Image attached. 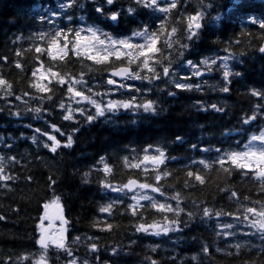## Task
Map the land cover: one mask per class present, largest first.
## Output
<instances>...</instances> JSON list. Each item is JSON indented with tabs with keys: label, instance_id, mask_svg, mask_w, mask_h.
<instances>
[{
	"label": "trees",
	"instance_id": "16d2710c",
	"mask_svg": "<svg viewBox=\"0 0 264 264\" xmlns=\"http://www.w3.org/2000/svg\"><path fill=\"white\" fill-rule=\"evenodd\" d=\"M81 2L87 3V0ZM127 2L128 0H117L118 5H126ZM190 2L195 7L197 0ZM58 3L59 0H0V57H7V61L0 59V78L11 85L16 95L25 90L40 95L29 87L34 80L32 72L36 67L49 70V65L53 66L50 70L66 74L68 80H79L81 74L86 81L93 77H103L104 87H108L106 79L112 69L107 66L72 56L70 52L63 60L52 61L48 56L46 42L39 38V32L47 30L49 26L37 24L29 15L35 10L56 7ZM224 3L225 0H214V15L220 12ZM72 11L77 15L82 14L79 9ZM248 15L258 20L264 19V4L239 0L233 12L222 18L220 25L212 26V31L217 35L206 34L202 42L198 43L201 54L209 55L208 49L219 50L224 47L222 43H213L214 40H224L231 36L242 42L232 46L233 55L239 57V62L231 59L229 71H240L241 76L231 77L230 93L213 91L208 85L204 86V92L179 91L169 85L174 92L172 96H168L167 91L156 89L147 94L148 98L157 103L155 114H146L140 110L134 115L131 111L120 110L107 123L100 119L91 124L85 121L72 125L63 122L57 115L56 122L79 129L74 134L75 143L70 149L58 150L57 154L42 150L45 154L37 159L34 146L29 154V144H19L18 151L24 155L23 163L16 165L10 173L6 172L19 179L0 181V185L6 184L0 187V215L6 217V220L0 221V264L8 257L12 258V264H33L42 252L46 264H62L61 258L66 257L65 253L53 245H49L47 250H41L33 239L38 236L35 224L40 215L45 213L42 205H51L53 200L58 201L64 218L69 222L66 225L65 243L72 247L81 264L85 260L90 264H98L97 256L99 264H144L146 257L156 259L158 264H170V257L176 258V264H264V243L259 235L253 238L254 243L248 242L246 238L234 240L233 243H241L242 248L229 249L221 238L214 236L212 227L201 223L199 216L192 219L189 229H185L182 234H170V239L140 234L141 239L136 244H130L129 241L138 234L132 227L134 218L125 214L127 205L117 203L111 215L98 212L99 206L114 196L132 203L129 199L131 194L125 196L109 192L102 196L99 188L101 179L121 186L128 179H136L139 183H156L155 174L164 171L169 175H162L161 185L169 195L173 191L179 192L183 197L182 204L186 203L188 207H192L193 202L205 201L210 205L215 204L217 208L234 210L237 207L235 198L229 199L228 194L219 191L221 188L234 189L239 193L241 201L248 196V203L253 200L264 203V183L260 177L254 171L235 169L230 164L221 166L215 161L214 151L221 146L225 149L231 147L232 150H243L250 138L264 129V100L258 101L257 97L251 95L253 90L264 92V56L257 50V45L264 43V38L257 26L247 23ZM135 26L129 19L121 18L120 28L128 29L129 34ZM17 36L22 38L17 41ZM36 46L45 51L36 53ZM17 52L21 55L17 56ZM241 52L243 55H240ZM200 58L201 55L195 56L196 60ZM17 61L22 64L21 69L15 67ZM100 69L105 70L101 72ZM217 82L223 83L222 70L213 74L208 81L209 84ZM129 84L140 86V81H129ZM61 87L64 92L57 91L54 99L57 103H68L66 85H55L57 90ZM76 87L79 88L80 85ZM164 87V84L160 85V88ZM99 91L103 92L104 88ZM4 94V86H0V96ZM94 98L100 100L99 96ZM8 101L21 109L25 107L15 101L14 96L8 97ZM198 101L204 102V109L198 108ZM210 103H217L225 110L214 111L207 107ZM0 107L5 108L0 113V136L5 139L9 136L15 138L21 132L31 135L30 130L23 128L21 122L9 119L8 106L2 100ZM56 110L59 111L58 108ZM254 113L256 118L250 122V126L242 125V118ZM177 137L180 139L177 140ZM235 138L237 139L234 140ZM193 145L195 147H191ZM201 147L209 150L201 152ZM145 149L165 152L164 163L156 168L144 165L137 169L128 167L127 165L142 159L146 154ZM200 160L210 166L205 168ZM105 164L110 169L107 176L103 172ZM7 166H10V162L6 161ZM224 167H228L229 172H225ZM188 171H193L194 175L188 177ZM85 172H88L87 178L84 177ZM196 174L201 176L203 184L195 180ZM27 176H31L32 180H27ZM185 181L191 187L185 188ZM259 206L260 203H257L256 207ZM140 211L146 219L151 220L153 213L150 208H142ZM102 222L111 223L112 230L100 232L93 227L94 223H100L102 227ZM89 234L98 236L99 240H87ZM76 236H80L81 240L73 243ZM92 242L100 245L98 253H89L87 244ZM205 242L211 246V252L207 255L201 249ZM153 245H158L157 252L151 251ZM110 247H117L122 251L119 255H110L105 250ZM217 248L221 250L217 251ZM20 256H27L28 259L21 262L17 259ZM193 256L196 257L195 260L192 259Z\"/></svg>",
	"mask_w": 264,
	"mask_h": 264
},
{
	"label": "snow or ice",
	"instance_id": "6c2138e0",
	"mask_svg": "<svg viewBox=\"0 0 264 264\" xmlns=\"http://www.w3.org/2000/svg\"><path fill=\"white\" fill-rule=\"evenodd\" d=\"M261 2L264 3V0ZM238 3L239 0H225L220 12L215 15L213 14L214 0H197L195 7L190 0H128L126 5H118L117 0H87V3H82L81 0H59L56 7L30 12L29 18L35 19L37 24L49 26L47 30L39 32V38L46 42V51L52 61L63 60L70 52L72 56L82 57L83 60L92 61L97 65H105L112 70L106 79L108 87H104L103 77L99 79L93 77L86 81L81 74L79 80H68L66 74L50 70L52 65H49V70L36 67L32 72L34 80L29 87L40 95L27 90L16 95L11 85L0 78V86H4L5 93L0 96V100L8 106L9 119L21 122L22 127L31 132L30 136L21 132L20 136L15 138L9 136L5 139L0 136V153H3L0 155V181L19 179L18 176L6 174V172L10 173L16 165H22L24 155L18 151L21 142L29 144V154L34 146L37 159L45 154L42 150L57 154L58 150L73 147L74 134L79 129L65 127L56 122L57 115L63 122L72 125L85 121L91 124L100 119L107 123L120 110L131 111L134 115L140 110L146 114H155L157 103L148 98L147 94L156 89L167 91V95L172 96L174 92L168 87L169 85L179 91L195 90L197 92H204V86L208 85L213 91L230 93L231 77H239L241 72H230L228 61L231 58L239 62V57L233 55L232 46L240 45L242 42L231 36L224 40H214L213 43H222L224 47L219 50L208 49L209 55L201 54L198 43L202 42L206 34L216 36L217 33L212 31V26L220 25L222 18L231 14ZM74 9L81 10L82 14H75L72 11ZM122 17L136 25L131 29L130 34L128 29L120 28ZM247 23L257 26L264 38V19L258 20L248 15ZM21 38L17 36L15 39L18 41ZM257 50L264 56V43L257 45ZM43 51L45 49L40 46L35 47L36 53ZM16 55L20 56L21 53L17 52ZM197 55H201L198 60L195 59ZM240 55H243V52ZM0 59L7 61V57H0ZM37 63H39V57H37ZM15 67L21 69L22 64L17 61ZM221 70L223 83L209 84L208 81L213 74ZM133 80L140 81V86L127 83ZM56 84L66 85L68 103H57L54 99L57 91L64 92L63 87L57 90ZM161 84L165 87L160 88ZM76 85L80 87L77 88ZM100 88H104V91H99ZM133 92L136 94L133 95ZM251 95L257 97L258 101L264 100V92L253 90ZM12 96L15 101H19L25 107L21 109L8 101V97ZM97 96L100 97L99 101L94 98ZM197 106L199 109L205 108L203 101H198ZM207 107L217 112L225 110L217 103H210ZM4 111L5 108L0 107V113ZM255 118V113L243 117L242 125L250 126V122ZM251 140H259L261 145H264V132L259 136L253 135ZM208 150L205 147L199 149L201 152ZM147 151L148 149H145V152ZM157 151L158 155L145 154L139 162H133L127 166L132 169L146 164H151L154 168L159 167L164 163L165 152L159 149ZM214 151L215 161L221 166L230 164L235 169L243 170L252 169L255 165V173L264 183V147L257 149L249 144L246 150H232L231 147L225 149L221 146L216 147ZM100 159L103 160V157ZM6 161L10 162V166L6 167ZM200 163L205 168L210 166L204 160H200ZM224 171L229 172V168L224 167ZM103 172L106 176L110 172L107 164L104 165ZM162 175L166 177L169 173L164 171L155 174L156 183H138L136 179H128L127 183L121 186L113 185L106 179L99 181L102 196H106L109 192L125 196L131 194L129 199L132 203L121 200L120 196H114L98 208L99 213L111 215L117 203L127 205L125 214H130L134 218L132 227L138 234L135 239L129 241L130 244H136L141 239L140 234L162 239H170L172 233L182 234L185 229L190 228L191 221L196 216L201 218V223L212 227L214 236L221 238L229 249L233 247L237 250L241 249V243H233L234 240L238 241L241 238L254 243L253 238L256 235H259L261 242L264 243V203L256 200L248 203V196L241 201L239 193L234 189L221 188L219 191L228 194L229 199L235 198L237 207L234 210L217 208L215 204L210 205L205 201L193 202V206L188 207L186 203L182 204L183 197L179 192L173 191L172 194H167V190L160 183ZM187 175L192 177L194 173L188 171ZM84 177H88V172L84 173ZM26 179L31 181L32 177L27 176ZM195 180L201 184L204 182L199 174L195 175ZM4 186L6 184L0 185V187ZM188 187L191 185L185 181V188ZM52 203L58 206L57 200H53ZM257 203H260L259 208L256 207ZM42 207L47 210L49 204L44 203ZM142 208L152 210L153 215L150 221L140 211ZM56 218L60 220V229L53 234L50 232L53 217L47 212L40 215L39 221L35 224L38 230V236L33 237L35 244L41 250H47L51 244L65 253L66 257L61 258L62 264H81L80 258L72 247L65 243L66 225L69 222L64 216ZM4 220L6 217L0 215V221ZM45 220L48 221L47 227L43 224ZM102 223V227L100 223H94L93 227L100 232L112 230L111 223ZM80 240L81 237L76 236L73 238V243H78ZM87 240L98 241L99 237L89 234ZM157 248L158 245H153L151 251L157 252ZM87 249L89 253H98L100 245L95 242L88 243ZM201 249L206 255L211 252V246L207 242L201 245ZM105 250L110 255H119L122 251L117 247ZM220 250L217 248V251ZM17 259L23 262L28 257L20 256ZM192 259L195 260L196 257L193 256ZM97 262L99 264L98 256ZM2 264H12V258L8 257L2 261ZM33 264H46L43 252ZM84 264H90V262L85 260ZM144 264H158V261L152 257H146ZM170 264H176L175 257H170Z\"/></svg>",
	"mask_w": 264,
	"mask_h": 264
},
{
	"label": "rangeland",
	"instance_id": "374dc122",
	"mask_svg": "<svg viewBox=\"0 0 264 264\" xmlns=\"http://www.w3.org/2000/svg\"><path fill=\"white\" fill-rule=\"evenodd\" d=\"M230 63H231V58H230L229 61H228L229 70H230ZM128 82H129V81H128ZM262 132H264V129L261 130V131H259L258 133H256L255 136H259ZM249 144H251L253 147H255V148H257V149H259V148H261V147H264V145H261V143H260L259 140L252 141L251 138H250V140H249V142H248L247 145H249ZM247 145H246V146H247ZM246 146L244 147L243 150H246ZM146 154H148V155H158L159 152L157 151V149H150V150H148V151L146 152ZM164 160H165V158H164ZM144 166L147 167V168H151V167H153L151 164H146V165H144ZM255 167H256V166L254 165L252 169H246V170H248V171H254V172H255ZM138 183H139V182H138ZM154 195H155V194H154ZM141 203H145V202H141ZM51 207H52V206L49 205V208H48L47 210H48V211L51 210ZM47 210H46V212H47ZM45 221H46V220H45ZM43 224L45 225V222H43ZM59 229H60V220H59L58 222L52 224L51 233L55 234V233H57V232L59 231ZM50 245H51V244H50Z\"/></svg>",
	"mask_w": 264,
	"mask_h": 264
},
{
	"label": "water",
	"instance_id": "95a60500",
	"mask_svg": "<svg viewBox=\"0 0 264 264\" xmlns=\"http://www.w3.org/2000/svg\"><path fill=\"white\" fill-rule=\"evenodd\" d=\"M254 2H256V3H259V4H264V3H262L261 2V0H253ZM109 74H110V72H109ZM108 74V75H109ZM118 79V78H117ZM57 212H58V208L55 206L54 208H53V210L50 212V214L49 215H51L52 217H53V220H55L56 219V217H57ZM52 220V221H53Z\"/></svg>",
	"mask_w": 264,
	"mask_h": 264
}]
</instances>
